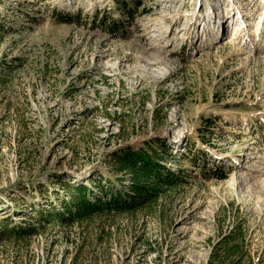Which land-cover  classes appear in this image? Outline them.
<instances>
[{"label":"rangeland","instance_id":"1","mask_svg":"<svg viewBox=\"0 0 264 264\" xmlns=\"http://www.w3.org/2000/svg\"><path fill=\"white\" fill-rule=\"evenodd\" d=\"M0 80L5 224L156 138L186 180L152 212L3 235L0 264H207L239 220L264 254V0H0Z\"/></svg>","mask_w":264,"mask_h":264},{"label":"trees","instance_id":"2","mask_svg":"<svg viewBox=\"0 0 264 264\" xmlns=\"http://www.w3.org/2000/svg\"><path fill=\"white\" fill-rule=\"evenodd\" d=\"M119 3L126 9L124 1ZM75 17H65L60 12L55 19L66 23L80 18L78 15ZM100 26L112 35L122 28L120 20L113 19L107 24L102 20ZM5 85V81L0 80V87ZM19 126L25 131L29 124L22 120ZM173 158L172 150L162 138H156L154 144L138 150L127 147L126 151L116 154L110 163L114 178L102 176L92 179L90 186L62 184L63 194L58 198L48 196L45 207L33 208L29 217L31 223L26 222L28 224L25 227L14 223L5 224L0 220V237L9 234L19 239L25 235H37L46 226L82 228L105 216H137L152 212L163 198L175 193L186 183L185 173L169 165ZM191 160L194 166L202 168L200 158ZM245 223L239 220L232 226L229 233L213 247L207 264H264V254L256 261L251 255Z\"/></svg>","mask_w":264,"mask_h":264},{"label":"bare ground","instance_id":"3","mask_svg":"<svg viewBox=\"0 0 264 264\" xmlns=\"http://www.w3.org/2000/svg\"><path fill=\"white\" fill-rule=\"evenodd\" d=\"M236 29L238 30L239 28L236 27ZM237 30L234 32V35H237L238 34V31ZM216 37L217 38H221V37H223V34H221L220 32H218V33H216Z\"/></svg>","mask_w":264,"mask_h":264}]
</instances>
